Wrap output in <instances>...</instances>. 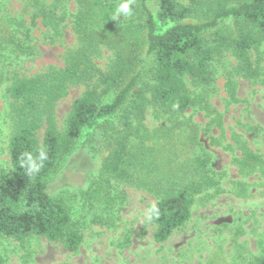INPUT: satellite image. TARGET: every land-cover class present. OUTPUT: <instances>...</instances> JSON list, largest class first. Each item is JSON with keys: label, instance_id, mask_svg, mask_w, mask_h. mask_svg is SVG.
<instances>
[{"label": "trees", "instance_id": "obj_1", "mask_svg": "<svg viewBox=\"0 0 264 264\" xmlns=\"http://www.w3.org/2000/svg\"><path fill=\"white\" fill-rule=\"evenodd\" d=\"M18 1L22 9L10 19L13 28L9 33L0 30V87L9 82L12 128V169L0 172V241L24 244L44 237L63 243L70 252L79 251L84 235L68 206L69 190H50L60 167L77 149L100 161L95 178L78 190L81 200L97 211L95 222L114 226L127 199L116 184L135 187L156 197L153 239L158 244L168 241L190 221L197 197L212 200L222 193L198 127L182 118L193 107L212 114L187 80L193 87L209 86L212 64L229 53L240 77L264 83V0H156V14L149 0H129L132 14L118 17L122 0H75L72 15L66 10L68 0ZM69 24L77 46L67 52L63 67L50 66L32 76L14 70L8 76L9 66L36 55L31 45L35 27L41 25L59 38ZM104 50L113 56L106 68L98 64ZM145 52L152 58L148 72L141 67ZM80 86L86 91L73 102L61 130L57 106ZM226 91L231 104L242 102L231 78ZM150 108L162 120L155 129L145 123ZM248 130L264 141L260 126ZM211 144L222 145L216 139ZM41 149L47 159L30 175L21 158L24 153L36 157ZM225 149L240 152L232 163L241 174L262 171L264 176V155L242 136H234ZM238 186L246 191L245 184ZM255 264H264V255Z\"/></svg>", "mask_w": 264, "mask_h": 264}, {"label": "rangeland", "instance_id": "obj_2", "mask_svg": "<svg viewBox=\"0 0 264 264\" xmlns=\"http://www.w3.org/2000/svg\"><path fill=\"white\" fill-rule=\"evenodd\" d=\"M43 1L50 4L53 0ZM68 1L66 10L72 15L77 5L75 0ZM180 1L191 3L190 0ZM148 5L156 14L157 1L149 0ZM21 9L22 3L18 0H0V30L9 33L13 28L10 19ZM26 19L29 21V17ZM31 45L36 55L9 66V77L14 70L19 75L32 76L50 66L63 67L67 52L77 46V39L70 24L59 38L38 25L32 31ZM112 57L110 51L104 50L98 59L99 66L106 68ZM151 66L152 58L145 52L141 67L148 72ZM236 68L235 58L225 53L211 66L213 82L209 86L193 87L187 80L193 95L204 96L212 114L207 116L200 108L193 107L182 118L198 127L200 141L212 155L222 193L212 200L206 196L197 197L190 221L168 241L158 244L153 239L155 227L151 223V209L157 202L156 197L135 187L116 184L127 199L114 226L95 222L97 211L81 200L78 190L95 178L100 161L77 149L60 167L50 190L52 193L69 190L67 203L84 235L79 251L70 252L63 243L44 237L30 238L24 244L3 239L0 241V264H255V260L264 255V176L262 171L248 176L241 174L232 163L240 152L233 153L225 147L232 143L234 136L240 135L253 150L264 155L263 138L248 130L250 125L264 129V83L243 79ZM229 78L238 85V97L242 101L239 104L230 103L226 91ZM8 83L0 87V172L12 169L8 153L12 132ZM85 91L84 86L75 87L59 102L57 121L61 130L65 128L73 102ZM155 113L150 108L145 119L150 129L162 125ZM213 139L222 145L213 146ZM238 183L247 186L245 192Z\"/></svg>", "mask_w": 264, "mask_h": 264}, {"label": "clouds", "instance_id": "obj_3", "mask_svg": "<svg viewBox=\"0 0 264 264\" xmlns=\"http://www.w3.org/2000/svg\"><path fill=\"white\" fill-rule=\"evenodd\" d=\"M120 14L131 15V8L129 0H122L116 9L117 17ZM47 159V154L44 150H39L38 156L34 157L31 153H24L21 158V167H25L28 173L34 174L38 173L43 167V162ZM155 211V210H154Z\"/></svg>", "mask_w": 264, "mask_h": 264}]
</instances>
